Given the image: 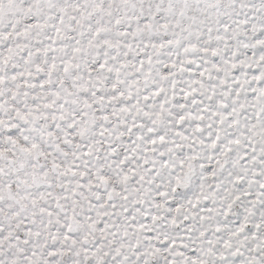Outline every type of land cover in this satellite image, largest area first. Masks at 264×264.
<instances>
[{
	"label": "snow or ice",
	"instance_id": "6c2138e0",
	"mask_svg": "<svg viewBox=\"0 0 264 264\" xmlns=\"http://www.w3.org/2000/svg\"><path fill=\"white\" fill-rule=\"evenodd\" d=\"M0 264H264V0H0Z\"/></svg>",
	"mask_w": 264,
	"mask_h": 264
}]
</instances>
